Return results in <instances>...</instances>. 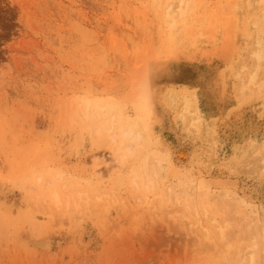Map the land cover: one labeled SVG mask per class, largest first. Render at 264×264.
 Segmentation results:
<instances>
[{"label":"rangeland","instance_id":"1","mask_svg":"<svg viewBox=\"0 0 264 264\" xmlns=\"http://www.w3.org/2000/svg\"><path fill=\"white\" fill-rule=\"evenodd\" d=\"M180 1L0 0V264H264V0Z\"/></svg>","mask_w":264,"mask_h":264},{"label":"bare ground","instance_id":"2","mask_svg":"<svg viewBox=\"0 0 264 264\" xmlns=\"http://www.w3.org/2000/svg\"><path fill=\"white\" fill-rule=\"evenodd\" d=\"M185 0H181L180 2H184ZM185 101V100H184ZM192 105V104H191ZM89 109V108H88ZM196 110V109H195ZM198 110V109H197ZM189 114V113H188ZM191 115V114H190ZM190 117H193V116H190ZM196 117H198L197 119H200L198 113L196 112ZM199 122V121H198Z\"/></svg>","mask_w":264,"mask_h":264}]
</instances>
